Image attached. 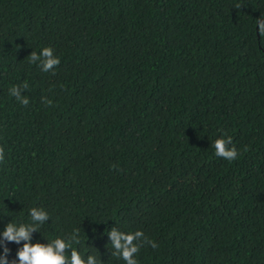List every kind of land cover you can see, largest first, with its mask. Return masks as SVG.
Wrapping results in <instances>:
<instances>
[{
  "label": "trees",
  "instance_id": "1",
  "mask_svg": "<svg viewBox=\"0 0 264 264\" xmlns=\"http://www.w3.org/2000/svg\"><path fill=\"white\" fill-rule=\"evenodd\" d=\"M260 15L264 0H0V230L43 207L33 241L78 230L100 264H124L113 227L144 233L138 264H264ZM46 46L54 73L30 62Z\"/></svg>",
  "mask_w": 264,
  "mask_h": 264
},
{
  "label": "clouds",
  "instance_id": "2",
  "mask_svg": "<svg viewBox=\"0 0 264 264\" xmlns=\"http://www.w3.org/2000/svg\"><path fill=\"white\" fill-rule=\"evenodd\" d=\"M256 32L259 36H264V16L255 19ZM30 62L37 64L40 69L47 73L50 70L55 72V68L60 64V58L54 54L50 46L41 48L39 53L33 51L30 54ZM28 84L25 82L20 86H13L9 89V94L13 96L21 105L28 104V98L21 94V90H26ZM44 103H51L50 100L42 98ZM215 155L225 160L232 161L238 155V150L232 145L231 137L224 134L219 135L212 141ZM5 160V151L0 147V163ZM29 222L14 223L9 221L0 230V264H100L96 256L92 254L82 255L73 245L79 243L78 230H74L68 238L56 237L47 242L40 240L33 241L32 234L40 232L39 228L49 220V213L43 207H32L28 211ZM111 247L114 249L113 255L118 256L124 264H138L136 254L139 251L140 243L146 238L141 230L125 232L113 227L107 231ZM12 242L19 247L16 251V258L9 262L8 253L10 249L5 242ZM153 248L157 245L147 240ZM66 251L69 252L66 255Z\"/></svg>",
  "mask_w": 264,
  "mask_h": 264
}]
</instances>
